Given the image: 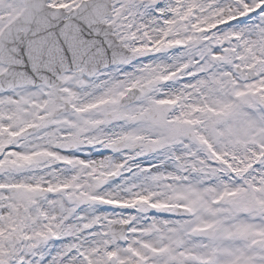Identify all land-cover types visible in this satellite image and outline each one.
Returning <instances> with one entry per match:
<instances>
[{
	"label": "snow or ice",
	"instance_id": "6c2138e0",
	"mask_svg": "<svg viewBox=\"0 0 264 264\" xmlns=\"http://www.w3.org/2000/svg\"><path fill=\"white\" fill-rule=\"evenodd\" d=\"M0 264H264V0H0Z\"/></svg>",
	"mask_w": 264,
	"mask_h": 264
}]
</instances>
